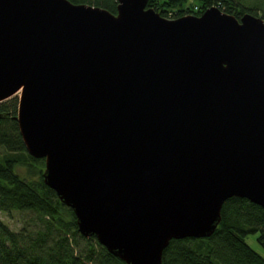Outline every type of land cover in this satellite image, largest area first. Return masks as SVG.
I'll use <instances>...</instances> for the list:
<instances>
[{
  "label": "water",
  "instance_id": "1",
  "mask_svg": "<svg viewBox=\"0 0 264 264\" xmlns=\"http://www.w3.org/2000/svg\"><path fill=\"white\" fill-rule=\"evenodd\" d=\"M0 0V102L79 231L127 264L264 208V18Z\"/></svg>",
  "mask_w": 264,
  "mask_h": 264
},
{
  "label": "trees",
  "instance_id": "2",
  "mask_svg": "<svg viewBox=\"0 0 264 264\" xmlns=\"http://www.w3.org/2000/svg\"><path fill=\"white\" fill-rule=\"evenodd\" d=\"M70 1L113 13L119 4L118 0ZM213 5L239 18L248 12L264 18V3L251 0L148 1V7L171 19L201 15ZM18 99L0 102V212H19L23 220L15 230L0 219V264H127L96 236L82 235L74 211L45 183V160L31 156L23 142ZM252 234H258L264 248V208L246 198H229L216 231L206 238L172 239L163 264H264V256L246 242Z\"/></svg>",
  "mask_w": 264,
  "mask_h": 264
},
{
  "label": "rangeland",
  "instance_id": "3",
  "mask_svg": "<svg viewBox=\"0 0 264 264\" xmlns=\"http://www.w3.org/2000/svg\"><path fill=\"white\" fill-rule=\"evenodd\" d=\"M256 4H263L264 0H251ZM219 7V6H218ZM263 10V9H262ZM261 13V12H260ZM14 97H18V94ZM19 100V99H18ZM2 148H0V151ZM25 173V170H23ZM0 219L9 224L12 229L19 230L22 226L23 216L19 212H0ZM258 234H252L246 237V242L259 254L264 256V248L257 240Z\"/></svg>",
  "mask_w": 264,
  "mask_h": 264
}]
</instances>
